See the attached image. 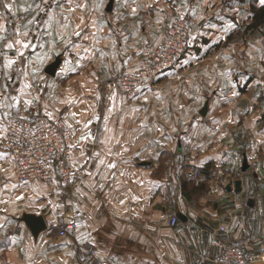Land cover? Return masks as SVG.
Returning a JSON list of instances; mask_svg holds the SVG:
<instances>
[{"label": "crops", "instance_id": "obj_1", "mask_svg": "<svg viewBox=\"0 0 264 264\" xmlns=\"http://www.w3.org/2000/svg\"><path fill=\"white\" fill-rule=\"evenodd\" d=\"M19 1L22 3L17 6L12 0H3L0 7V34L7 31L16 34L15 43L7 36H0L5 39L1 42V50L5 51L2 64L9 69L8 74L21 66L24 76L18 93L29 91L26 88L31 84L30 80L27 82L28 66L38 65V79L31 90L38 100L40 113L75 129L73 159L83 169L84 178L59 180L55 186L40 180L24 185L13 183V191L8 184V191L4 193L9 195V201H12L11 192L19 200L15 203L22 209L21 215H41L46 228L33 235L21 216L16 217L17 231L3 248L5 264H101L102 261L106 264H204L189 250L171 249L170 236L211 251V231L219 224L227 226V231L218 233L221 239L243 240L250 251L262 246L259 241L264 240V197L259 196L251 209L248 205L242 211L236 195L244 190L243 178L249 175L260 178L264 174V110L257 106L249 112V119L260 113L262 120H247L246 135L243 131L240 138L235 137L234 123L225 122L222 117L214 124L210 122L216 125L210 135L196 132L200 123L195 122L186 137L185 104L154 106L149 118L143 119L141 114V118L135 119L128 114L142 111L144 107L124 105L126 96L115 89L109 94L114 103L101 109L105 119L98 127L99 136L87 146L79 147L77 138L94 125L91 120L97 106L92 97L105 90L107 78L101 67L114 61L116 70H130L147 48L160 41L164 31L152 34L147 28L145 35L124 37L122 21L116 18H122L125 0H115L120 3L112 11L114 20L101 9L99 0ZM247 1L248 6L245 0L237 3L244 4L250 21V4L255 0ZM191 9L189 48L176 66L146 83L137 97L156 93L155 85L181 76L185 69L182 67L193 61L200 47L226 48L224 40L232 29L230 15L237 10L235 1L224 4L222 0H194ZM244 29L251 31L246 26ZM31 34L34 37L30 41ZM49 34L53 35L50 41ZM201 35L207 38L203 42ZM144 41L152 44L144 46ZM246 46L250 52L249 43ZM50 50L59 54L60 66L55 67V73L47 75L42 66L49 60ZM34 53L37 55L32 56ZM71 59V64L80 63L78 71L69 72L68 68V72L60 73ZM224 60L227 61L218 57L215 64L221 65ZM27 113L32 115V110ZM2 133L0 125V137ZM187 152L189 162L197 169V181L209 185L198 205L188 203L184 188ZM0 154L9 162L2 146ZM229 177L233 181L228 182ZM221 179L224 183L227 181L223 185L225 192H221L218 183ZM236 179L240 180L239 190H234ZM263 189L259 187L261 194ZM211 199H216L217 204L211 205ZM69 211H73L76 227L67 228L65 236L56 235L53 231L62 227L63 214ZM169 214L177 216L173 226L167 224ZM197 221L204 224L196 225ZM145 232L162 249L151 250L144 256L133 250L127 252V242L138 240ZM88 247L95 249L94 260H90Z\"/></svg>", "mask_w": 264, "mask_h": 264}, {"label": "rangeland", "instance_id": "obj_2", "mask_svg": "<svg viewBox=\"0 0 264 264\" xmlns=\"http://www.w3.org/2000/svg\"><path fill=\"white\" fill-rule=\"evenodd\" d=\"M13 1L17 6L19 3H22V1L19 0H12V2ZM193 1L194 0H140L139 2H134V0H125L122 2L124 3L121 11L123 16L122 18L121 16H118L116 20L119 19L122 21L121 25L124 27V37H131L132 35H137L138 33L140 35H145L146 33H144V29L147 28H149L150 33L158 34V32L162 33V31H165L170 18L176 12L186 11L187 16H189L192 10L191 8ZM222 1L225 4L229 3L231 0ZM234 1L237 10L233 13V15H230V25L232 26V29L224 40V46L226 48L216 50L211 46L200 47L199 52H196V55L193 57V61H190L189 63L185 64L184 67H182V69H185H183L184 71H182L181 76L176 77L175 79H173L174 77H171L169 80H165L162 85H155L153 90L157 89L156 93H152L143 98L137 97L139 92L128 93L122 90L119 85L114 83L120 72L125 71L126 69L121 68L116 70L117 64L114 63V61L102 66L101 72L104 73L107 78L104 84L106 85L104 87L105 90L102 89L100 93H96V97H92V102L94 103V106H97V109L96 113L93 114L94 119L91 118V121L92 124L96 125L95 127H97V137L99 136L98 127L105 119L101 109L109 103H114V98L111 95L109 99V94L111 91H115V89H117L122 95L126 96L124 105L138 106L140 104L144 107L142 108V111L128 114V117L133 116L135 119L141 118V114L143 115V119L149 118L152 115V113H150L152 110L151 108L154 106L166 108L168 106L172 107L179 105L180 103L185 104L187 106L186 115L188 123L186 137L189 136L190 127L195 122L200 123L196 132L199 134L202 133L205 135H210L212 131L216 130L214 129L216 125H211L210 122H213L212 124H214L218 118L220 119L222 117L221 120L224 119L225 122L229 121L234 123L235 137L240 138L242 132H246L247 128H245V123L247 120H262L263 116L261 115L260 117V113L252 116V118L249 119V112L257 106L264 110V24L256 30L247 32L244 27L249 21L246 17V11L243 7L244 4L237 3L238 1L242 2L243 0ZM2 2L3 0H0V7H2ZM258 2H261V0H257L256 3ZM118 3L120 2H116L115 0H99L101 9H104L112 20H114L112 17V11L115 9L116 4ZM132 3L133 6L130 5ZM245 5L248 6L247 0H245ZM15 35L16 34L9 31H7L6 34H0L1 37L5 36L6 38L7 36L10 38L13 43H15ZM49 36L50 37L47 39L50 41L53 35L49 34ZM33 37L34 36L32 34L29 35L30 41L33 39ZM204 39L207 38L201 35L202 42ZM4 40V38L0 39V102H7V115L21 116L19 114H22L25 117H31V115L27 116V112H30L31 110L33 112L34 107L38 106V100L34 96L31 86H34L36 79H38L39 67L38 65L33 67L28 66L26 74L28 76L27 82L30 80L31 84H28V87L26 88L30 89L27 92H21L26 93L28 96L18 93L17 91L20 83L22 82L24 73L22 69H20L21 66L18 65L15 71H12L11 74H8L9 69H7L5 65L2 64V53L5 51L3 52L1 50L3 47L1 46V42ZM55 40L56 39L53 41ZM137 40L138 39H136V41ZM248 43L250 45V52H248L246 46ZM144 44V46H146L152 43L144 41ZM65 45L66 43H63L64 47ZM126 46L129 47V45ZM31 48H33V45ZM129 48L133 47L130 46ZM126 51L127 50L124 47V53ZM50 53L51 54L48 56L49 60L42 66L43 72L47 75L55 73L57 70L55 67L60 66L59 54L55 52L53 53L52 50H50ZM35 55L37 54H32V56ZM23 57H25V54ZM218 57H224V59L227 61H221V65H216L215 63L217 62L216 60ZM21 61H24V58L21 59ZM137 62L132 68H130V70L135 69ZM71 63L72 59L62 66V71H60V73L68 72V68L69 72L78 71L80 63ZM40 71L42 70L40 69ZM248 80H251V83H248ZM111 115L114 116V113ZM3 117V115H0V125L3 127V133L0 137V150L4 137ZM56 121L60 123L59 120ZM188 155L189 153L187 152V179L184 180L186 181L184 188L189 201L188 203L198 205L200 204L199 202L202 195L207 194L209 185L207 182L197 181V169L195 168L194 163L189 162L191 158ZM211 167V165L210 167L208 166L209 169ZM209 175L212 177L211 172ZM243 179L245 185L244 190L242 193H238L236 197L241 202L242 211H245L248 205L249 209L254 206L259 196L264 197V193L261 194L259 192V187H264V174L260 178L258 176L249 175ZM227 181H233L232 177H229V180ZM227 181H225V183H227ZM13 183L21 185L26 184L20 182L16 178L10 163L0 154V264L6 263V257L3 254V248L8 245L9 237L16 233V217L22 216L21 212H23L21 211L22 209H18V205L15 203V201L17 202L19 200L14 198L13 193L11 192L10 196L12 198L10 200L12 201H9L7 198L9 195L4 193V191H8V184L12 186L13 191ZM218 183H220L219 186L221 188V192H225V189L223 188V185L225 184L224 180L221 179ZM217 202L218 201L216 199H211L209 201L211 205L213 203L217 204ZM203 224L204 223L202 221H197L196 225L201 226ZM62 227L64 229V233L60 234L59 231L62 229ZM62 227H57L53 233L56 235L65 236L67 234V228H65L64 224H62ZM144 234L145 235L140 234L138 240H130L127 242V246H129L127 252L133 250L137 252L139 256H142V254L144 256L147 252L150 254L151 250L155 252L162 249V246H160L161 244L156 245L152 239V236L148 232H145ZM170 238L171 245L169 246L171 249L179 248L181 250H189L197 257V247H194L189 243L181 242L178 239L175 240L173 235H171ZM259 242L264 245V240H260ZM86 251L89 253L88 248H86ZM90 255V260H94L96 254ZM198 261L201 262L199 259ZM98 264H100V262Z\"/></svg>", "mask_w": 264, "mask_h": 264}, {"label": "built area", "instance_id": "obj_3", "mask_svg": "<svg viewBox=\"0 0 264 264\" xmlns=\"http://www.w3.org/2000/svg\"><path fill=\"white\" fill-rule=\"evenodd\" d=\"M189 46L187 12L179 11L170 18L160 41L146 49L135 69L120 72L114 83L128 93H136L160 73L176 66ZM6 110L7 102H0V115L4 116L2 148L20 182L40 180L55 186L59 180L69 182L84 178L83 169L73 159V140L77 133L74 128L42 115L38 106L34 107L31 117L7 115ZM96 138L97 128L94 126L77 138V146H87ZM167 223L175 225L177 216L169 214ZM63 224L65 228L76 227L73 211L64 213ZM224 231H227L225 224H219L211 231V251L197 247L196 255L201 262L264 264V245L250 251L243 240L221 239L218 233ZM59 232L63 234L64 229ZM88 252L94 255L95 249L88 247ZM101 264L106 263L102 261Z\"/></svg>", "mask_w": 264, "mask_h": 264}, {"label": "water", "instance_id": "obj_4", "mask_svg": "<svg viewBox=\"0 0 264 264\" xmlns=\"http://www.w3.org/2000/svg\"><path fill=\"white\" fill-rule=\"evenodd\" d=\"M50 72V70H49ZM234 185V190H239L240 189V180L236 179L233 183ZM228 189H230V186H228ZM182 219L184 216H180ZM21 219L28 225L31 233L33 235H37L38 232L44 230L46 228V222L44 218L41 215H34L31 213H24L21 216Z\"/></svg>", "mask_w": 264, "mask_h": 264}, {"label": "trees", "instance_id": "obj_5", "mask_svg": "<svg viewBox=\"0 0 264 264\" xmlns=\"http://www.w3.org/2000/svg\"><path fill=\"white\" fill-rule=\"evenodd\" d=\"M250 21L246 28L254 30L264 24V3L257 4L256 0L250 4Z\"/></svg>", "mask_w": 264, "mask_h": 264}, {"label": "snow or ice", "instance_id": "obj_6", "mask_svg": "<svg viewBox=\"0 0 264 264\" xmlns=\"http://www.w3.org/2000/svg\"><path fill=\"white\" fill-rule=\"evenodd\" d=\"M261 2L264 3V0H261ZM5 7H8V5H5ZM9 46H11V45H9ZM25 47H27V45H25Z\"/></svg>", "mask_w": 264, "mask_h": 264}]
</instances>
